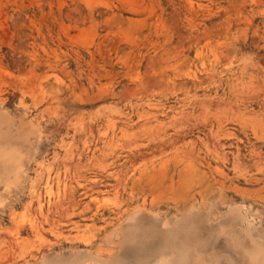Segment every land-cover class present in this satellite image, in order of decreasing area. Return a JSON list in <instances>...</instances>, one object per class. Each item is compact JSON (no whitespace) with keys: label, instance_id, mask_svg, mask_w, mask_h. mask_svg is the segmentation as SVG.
I'll list each match as a JSON object with an SVG mask.
<instances>
[{"label":"rangeland","instance_id":"obj_1","mask_svg":"<svg viewBox=\"0 0 264 264\" xmlns=\"http://www.w3.org/2000/svg\"><path fill=\"white\" fill-rule=\"evenodd\" d=\"M0 264H264V0H0Z\"/></svg>","mask_w":264,"mask_h":264}]
</instances>
